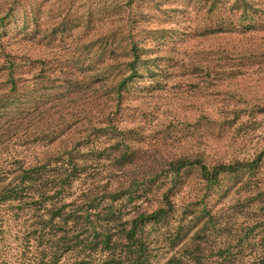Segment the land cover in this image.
<instances>
[{
	"label": "rangeland",
	"instance_id": "rangeland-1",
	"mask_svg": "<svg viewBox=\"0 0 264 264\" xmlns=\"http://www.w3.org/2000/svg\"><path fill=\"white\" fill-rule=\"evenodd\" d=\"M249 1L263 23L239 18L233 0H0V264H129L130 220L163 206L170 160L229 165L264 152V0ZM219 18L229 31L202 36ZM131 31L159 68L131 85L115 112L113 93L89 75ZM6 61L17 63L11 91ZM92 133L100 138L83 140ZM76 144L86 170L55 203L80 210L83 195L96 193L94 217L112 205L114 219L97 221L108 245L91 224L82 243L71 221L50 223L56 181L41 197L2 198L22 167L54 162ZM117 144L131 147L134 162L113 174L107 161ZM132 174L144 188L132 201L113 198ZM169 198V215L141 226L144 264H264V156L254 170L222 174L211 186L198 168L186 169ZM62 243L67 249L57 252Z\"/></svg>",
	"mask_w": 264,
	"mask_h": 264
},
{
	"label": "trees",
	"instance_id": "trees-1",
	"mask_svg": "<svg viewBox=\"0 0 264 264\" xmlns=\"http://www.w3.org/2000/svg\"><path fill=\"white\" fill-rule=\"evenodd\" d=\"M231 7L237 9V11L240 12L239 18L243 20H249L252 26H255L257 22L263 23L262 17L256 19V17L252 16L250 13V11H258L255 9L253 1L233 0ZM219 24L220 25H218L216 28L210 29L208 32L207 30L202 31V36H206L207 34L225 33L229 31L227 27H225L226 20L219 18ZM246 29H248V27ZM128 37L129 42L127 45L123 47L116 45L110 47V49H107L108 51L104 50L103 52L108 54V63L104 64L105 61L103 63L101 62V67H97L93 73L89 75L91 77L90 82L92 84H96L100 89L106 88V90L113 93V98L116 102V105L113 107V111L115 112L120 109L122 101L126 97L131 85L142 79L144 73L147 77L154 78L155 76L152 72V68H159L157 59L152 57L151 54L147 55L146 47L141 45L139 41L135 40V36L133 35L132 31L129 33ZM160 37L162 38L163 34ZM155 38L157 39L159 36H156ZM16 64L17 63L13 61H6V63L1 64V70L7 71L8 74V83L11 85L9 91L16 87V77L14 76V68ZM6 104L7 99L0 98V108H4ZM106 119L109 129L116 130L118 126L115 124V118H112V115L108 114ZM93 130H95V128ZM96 131H99L100 133L103 132V130L100 131V129H96ZM94 137L97 139L100 138L98 134L92 133V135L87 134L83 140H90V138L92 139ZM88 143L90 144L91 141ZM118 145L119 144L116 146ZM77 146L78 144L74 145L68 154L65 153V151L58 153L55 156L54 162L50 161L51 159H49L43 163L35 164L27 168L22 167L18 171L15 183L10 186L11 188L7 187L2 191V198H4L5 201L14 200L17 201V203H21V200L23 199L22 194L29 193L33 195L34 193H40L39 195L41 197L45 191V186L56 181L58 186H56V188L54 187L55 189L51 188V204L52 208L53 205L55 207L53 209L54 213L49 219L50 223H52L55 218H58L55 220H58L59 223H67V221H71V224L74 226L73 231L76 234L75 239L82 243L88 239L82 240V237L80 236H83L82 232L88 229L89 224H91V230L93 231V234L97 233L96 228H99L101 234L97 233L98 237L100 238L101 236H104L102 244L108 245L110 241V234L108 233V230L100 223H97V221H99L100 218L98 217L101 215H103V221L106 222L111 220V217L114 219L115 212L112 205L110 208H107L104 211L99 209L97 213L98 215H96L97 217H94L90 211V208L93 207L96 202H99L95 195L96 193L91 196L83 195L81 202H79L81 204L80 210L78 207H75V209L67 211V209H65V205L60 204L59 202L55 203L58 200V194L63 195L68 193L73 183L79 180L86 170L84 165L77 163L81 157L80 154H83L81 153L80 149H76ZM114 149L117 150L116 153H113L112 157H110L107 161L109 164L108 167L111 169V173L117 170V166L122 167L124 165H133L132 163L134 162V153L132 152L131 147L124 145L123 149L121 150H119V146L118 148L115 147ZM263 156L264 152L258 155L252 161L234 162L229 165L218 164L214 166L206 165L202 159L199 158L192 159L189 157H179L170 160L167 163V177L170 181V187L164 191V193H162L163 206L158 207L150 213H139L136 217L130 220L129 229L126 231L124 237L128 248L134 250L132 251L133 256L130 259L129 264H144V256L146 254L147 248L142 236H139L141 226L147 222L158 221L169 215L173 209V204L170 201L169 195L171 190L180 183L184 170L193 167L198 168L202 180L206 183V185L211 186L218 183L222 174L238 173L243 170L250 172L254 170L255 167H257L262 161ZM52 163L54 164L52 165ZM138 179L139 178H133L132 174V176L129 178L128 184L126 185V188L118 191V193H116L117 196H114L113 198H119L116 200L120 201L124 199H128L129 201L134 200V194H136L134 192H138L140 188L139 186L142 185L144 188L145 185V183L137 185L136 182H138ZM76 205H78V203H76ZM97 206H100V204ZM91 220H93V223H89ZM43 224L44 226L42 227L48 226V222H43ZM97 224L100 225L98 226ZM78 229H82V231H79ZM62 247L64 249H62ZM55 249L58 252V250H66L67 248L65 244L62 243V245H59V247H56Z\"/></svg>",
	"mask_w": 264,
	"mask_h": 264
}]
</instances>
